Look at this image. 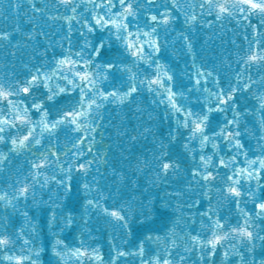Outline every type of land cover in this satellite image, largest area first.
<instances>
[{"label": "snow or ice", "instance_id": "snow-or-ice-1", "mask_svg": "<svg viewBox=\"0 0 264 264\" xmlns=\"http://www.w3.org/2000/svg\"><path fill=\"white\" fill-rule=\"evenodd\" d=\"M27 4L33 14L28 17L31 31L23 32L19 24L13 29L27 37L25 44L35 42L38 35L47 39L37 23L41 18L66 21L67 28L57 42L59 54L48 51L54 47L49 40L40 52L33 49L36 62L31 67L24 65L22 73L0 76V168L20 154L32 157L26 175H18L7 189L0 188V264H40L43 248L32 234L35 221L27 211L22 213L31 227L27 231L23 225L16 227L13 214L20 211L21 199L25 207L29 197L37 203L36 186L43 190L49 181L63 192L49 196L51 210L45 209L59 229L53 233L55 259L50 258L49 264H121L129 257L138 264H216L218 255L221 264H264V0H191L187 10L181 0H55L51 6L45 0H27ZM13 7L19 13L25 0H15ZM61 8L66 14L59 12ZM181 14V27L189 31L176 29ZM208 17L216 22L234 18L245 25L242 44L234 54L239 70H233V79L224 85L218 70L197 65L193 54L195 72L184 73L192 86L187 88L166 62L163 50L169 41L162 34L176 32L191 53L190 32L197 24L211 27L213 20ZM13 31L0 28V42L11 45ZM74 33L78 34L75 41ZM15 54L16 50L10 53ZM227 63L231 67L233 60ZM210 79L216 91L204 87L208 93L204 104L189 106L192 88L199 92ZM141 90L153 95V104L167 105L164 116L174 118L176 126H169L160 137L153 134L156 147L151 158L137 157L129 175L122 165H109L107 152L95 150V134L101 127L96 120H103L100 113L106 103L124 105ZM247 97L255 100L253 107L242 103ZM251 111L260 113L256 151L246 148L243 139L248 131L243 117ZM214 116L222 119L214 120ZM65 128L76 133L71 145L75 152L65 146L61 153L52 142ZM145 133L152 130L144 128L139 135ZM125 134L126 130H117L118 136ZM176 144L180 151H173ZM62 156L69 159L62 161ZM54 166L62 178L48 174ZM101 166H108L113 182L120 184H136V174L151 169L149 187L133 198L135 207L130 201L107 203L110 197L99 183L104 179ZM73 172L85 178L80 186L84 196H92L93 190L95 195L69 208L65 201L75 190ZM178 177L187 179L177 182L176 190L164 197L152 196V187L167 186ZM197 191L201 198L188 204L190 194ZM118 192L110 191V195ZM145 193L151 198L143 199ZM194 205L203 210L193 212ZM225 205L234 216L224 215ZM78 209L84 210L81 219L85 221L88 210L95 209L97 215L103 213L129 233V220L138 215L145 225L143 238L136 237L137 242L127 249L113 241L106 259L86 223L81 234L87 233L91 243L61 238L66 228L79 223ZM157 221L159 227L150 226ZM180 221L184 225L198 221L199 229L189 230Z\"/></svg>", "mask_w": 264, "mask_h": 264}, {"label": "water", "instance_id": "water-1", "mask_svg": "<svg viewBox=\"0 0 264 264\" xmlns=\"http://www.w3.org/2000/svg\"><path fill=\"white\" fill-rule=\"evenodd\" d=\"M45 2L51 6L55 0H45ZM14 3L15 0H0V28L13 31L15 25L19 24L23 32L31 31L32 25L28 17L33 14L30 10V5L27 4V0H25V8L19 13L14 10ZM181 3L184 5L185 10H187L191 0H181ZM59 12L61 14H66L62 8L59 9ZM51 15L55 16L56 12H53ZM208 19L213 20L211 27L206 24H197L195 31L190 32V38L193 44L191 53H189L184 46L183 40L177 37L176 32H170L166 37L162 34V39H167L169 41L168 45L163 50L166 62L175 70L178 80L182 81L187 88H191L192 86L188 84L189 77L184 75V73L189 70L193 73L195 72V68L192 67L193 54L195 55V62L197 65H205L209 68L217 69L224 85H227L229 80L233 79V70H239L234 62V54L237 51V46L242 44L245 25L237 23L234 18H226L220 22H216L214 17H208ZM37 23H39L41 29L47 33V39L44 35H38L36 36L35 42L29 40L27 44H25L27 37H22L21 31H13L11 45L0 42V76L12 72L22 73L25 71L24 65L31 67V62H36L33 57V49H35L36 52H40L48 45L49 40L54 47H49L48 51L50 53L53 51L57 54L60 53L61 49L57 42L66 34L67 22L57 21L53 23L50 17H44L38 20ZM252 23H255V20H253ZM181 25H183L182 14L179 16L176 29L177 31H189L187 26L181 27ZM77 35V33L73 34L74 41ZM248 38L252 39V36L249 35ZM67 46V43H65L64 47L67 48ZM244 47L246 48V44ZM13 50H16V54L10 55ZM228 59L233 60L231 67L228 66ZM253 72H255V69H253ZM204 87L211 89L213 92L216 91L211 79L207 85L201 86L199 92L192 88L191 92L188 94V99L190 101L189 106H201L204 104L205 101L203 97L208 96V93L203 91ZM153 98L151 93L141 90L139 95L135 96L131 101H126L124 105L106 103L100 113V115L103 116V120L99 118L96 120V123H99L101 127L97 129L95 134V150L99 151L101 154L107 152L106 159H108L109 165L112 167H116L118 164L122 165L129 175L132 174L131 169L132 166L136 164L137 157L151 158L156 147L153 143V134L156 137H160L169 130V126L173 128L176 126L174 118L168 119L164 116L167 105L159 103L153 104ZM242 103H244L246 107H253L255 105V100L252 97H247L246 100H242ZM138 108L140 109L139 111L137 110ZM213 119H222V117L214 116ZM243 120L246 121L244 128L248 130L243 134L246 148H249L251 151H256L257 137L261 135L259 131L261 127L260 113L256 111L248 112L243 117ZM144 128H150L152 134L145 133L143 136L139 135V133L143 132ZM117 130L122 132L126 130V134L122 137L118 136ZM80 134L83 135V132L81 131ZM130 135L136 136V140H130ZM76 139V133L65 128L59 131L58 139L53 137L52 142L57 144L61 153L65 151V146L75 152L76 150L72 149L71 145L76 142ZM121 149L124 150L123 153H121ZM3 150L7 151V149ZM180 150L181 147L179 144H176L173 148V151ZM31 159L32 157L30 155L26 158L24 154H20L19 156L12 157L11 163L0 168V188L7 189V186L12 184L18 175L21 178L26 175L29 168L28 161ZM67 159L69 158L62 156V161ZM100 171L104 175V179L100 180L99 183L103 188V194L110 197L107 201L110 205L113 200L117 205L122 201H130L135 207L136 201L133 198L140 197L143 188L149 187L147 181L151 179V176L148 175L151 169L137 173L135 177L136 184L114 183L113 181L115 178L111 176L108 166H101ZM48 174L56 175L58 179L63 176L60 169L55 168V166L54 171L50 170ZM72 175L74 177L73 183L75 190L69 194L70 199L65 201L69 208L77 205V202L81 201V198L91 199L95 195V190H93L92 196L85 197L83 189L80 187L84 183L85 178L81 175H77L75 172H73ZM93 175H95V173H93ZM87 179L91 180V176ZM185 179L187 178H173L169 181V185L167 186L161 185L158 188L152 187L151 194L152 196L164 197L169 191L176 190L177 182L183 183ZM117 189H119L118 194L116 196H111L110 191L117 192ZM58 194L62 195L63 192L56 188V183L54 181H49L43 190L37 185V203H33L32 198L29 197L27 206L25 207V201L21 199L20 204L17 206L20 211L13 214L16 227L23 225L27 231H31V227L28 223H25L26 218L22 213L27 211L31 220L35 221V232L32 234L37 237L36 242L43 248L40 254V264H49L50 258L53 260L55 259L51 248L54 241L53 233L58 232L59 229L50 221L45 209L51 210L49 196L55 198ZM190 195L192 198L187 201L188 204H191L193 200L201 198L199 191ZM149 198L151 197L145 193L143 199ZM215 199L217 198L213 197L214 201ZM203 202L206 205L207 197L203 198ZM156 203H159V200H157ZM173 203L175 202L173 201ZM198 210L202 211L203 209L200 205H194L192 211L196 212ZM222 211L225 216H234V212L230 213L227 205H225ZM83 215L84 210L78 209L77 220L79 223L76 224L75 228H66L64 233L61 234V238H67L68 240L76 242L80 239H84L86 243H91L87 233L84 235L81 234V230L85 228L86 223V227L92 230L91 236L96 238L95 243H99L102 246L106 259L107 253L112 249L113 241H115L117 245L127 249L137 242L136 237L143 238L145 225L142 218L138 215L134 214L129 220L127 228L131 229L130 233L126 228L114 224L111 219L107 218L103 213L97 215V210L95 209L88 210L86 221L81 219ZM180 223L183 227H188L189 230L193 228L199 229L198 221L192 225H184L183 221H180ZM60 226H63L62 221L60 222ZM150 226L159 227L160 222L157 221L156 224ZM125 241L127 243H125ZM75 246H79V244L76 243ZM93 246L95 245L93 244ZM152 247L155 248V245ZM181 254L183 255V253ZM121 264H138V260H133L129 257L123 259ZM216 264H221V257L219 255L216 257ZM233 264H235V262H233Z\"/></svg>", "mask_w": 264, "mask_h": 264}]
</instances>
